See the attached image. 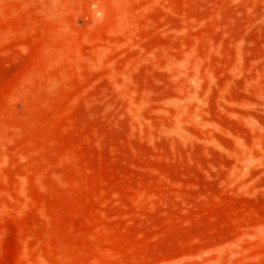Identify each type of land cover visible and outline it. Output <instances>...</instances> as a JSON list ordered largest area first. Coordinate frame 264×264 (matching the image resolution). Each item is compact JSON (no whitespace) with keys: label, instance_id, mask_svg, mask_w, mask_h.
I'll use <instances>...</instances> for the list:
<instances>
[{"label":"rangeland","instance_id":"1","mask_svg":"<svg viewBox=\"0 0 264 264\" xmlns=\"http://www.w3.org/2000/svg\"><path fill=\"white\" fill-rule=\"evenodd\" d=\"M0 264H264V0H0Z\"/></svg>","mask_w":264,"mask_h":264}]
</instances>
